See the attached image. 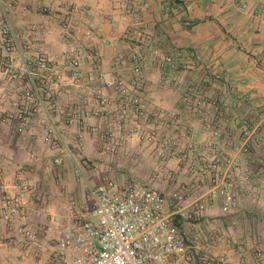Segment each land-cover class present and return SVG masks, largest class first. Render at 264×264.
<instances>
[{
	"label": "crops",
	"instance_id": "crops-1",
	"mask_svg": "<svg viewBox=\"0 0 264 264\" xmlns=\"http://www.w3.org/2000/svg\"><path fill=\"white\" fill-rule=\"evenodd\" d=\"M73 6L79 7L74 38L82 45L85 68L91 67L93 59L105 76L130 73L128 59L133 52L141 51L143 82L130 92L149 106L150 113L130 111L126 119L118 120L119 112L106 107L91 118V123L103 130L108 123L115 126L120 142L117 156L111 160L105 157V145L98 136L91 131L79 136L76 123L67 128L65 137L70 154L61 155L60 163H54L56 152L40 133L18 135L2 125L0 171L6 180L24 175L39 182L47 196L45 224L48 238L52 239L58 236L71 210L82 211L88 183L96 184L103 176L116 181L127 180L111 173L124 155L131 158L133 165L138 164L128 169L131 176H138V166H152L148 155L150 149L157 148L146 140L141 143L138 137L145 138L154 111L185 113L183 130L196 139L199 153L205 156L210 155L203 148V143L211 139L208 123L223 121L238 137L237 121L247 117L258 124L252 135V147L240 154L238 162L240 174L249 176L248 184L237 191L232 207L226 206L222 197L208 200L200 190L197 199L207 204L206 209L196 219H181L178 226L180 231L196 235V250L200 252L225 253L233 264H258L253 250L256 246L264 250V0H13L8 12L14 29L22 33L27 25H37L39 41L53 58L56 57L54 69L59 76L64 72L58 57L64 46L59 37V21ZM139 22L151 33L150 43L138 40ZM154 53L158 55L156 59ZM190 54H196L193 67H181V62ZM165 55L173 56V65L162 64ZM61 77L57 96L61 106L68 107L69 99L77 90L65 76ZM3 84L0 75V86ZM192 85H196V100L202 101L205 120L183 102L185 90ZM96 88L120 102L118 91L103 87L99 82L89 84L84 93L90 96ZM3 103L0 91V105ZM36 124L32 126L33 132L38 129ZM140 125L145 128L144 133L138 131ZM160 130L171 134L176 131L170 123L162 124ZM232 151L229 145L225 154L230 156ZM141 153L145 154L143 161L138 156ZM69 158L78 167L80 164L88 175L84 192L72 191L67 183H59V175L63 176L64 172L59 174L55 166ZM163 164L160 162L165 171ZM89 165L94 168L88 169ZM173 166L177 167L174 162ZM189 178L185 174L182 181L188 183ZM160 181L159 184L151 177L143 179L168 195L180 184V181L173 183L176 185L170 190L169 182L173 179L170 180L168 174ZM168 197L167 207L171 211L175 205ZM72 200L74 206L70 204ZM217 228L224 232L228 242L212 245L206 240V235ZM0 233L1 244L6 241L2 224Z\"/></svg>",
	"mask_w": 264,
	"mask_h": 264
},
{
	"label": "built area",
	"instance_id": "built-area-1",
	"mask_svg": "<svg viewBox=\"0 0 264 264\" xmlns=\"http://www.w3.org/2000/svg\"><path fill=\"white\" fill-rule=\"evenodd\" d=\"M12 6L13 0H0V75L4 80L0 91L5 101L0 105V127L7 125L18 135L40 133L56 152L54 163L61 162V155L70 154L65 136L71 123L77 124L79 136L91 131L105 150L114 152L119 144L115 126L108 123L103 130L91 123V118L106 107L119 112L118 120L126 119L130 111L150 113L149 106L130 92L143 82L141 51L130 55V73L105 76L93 59L91 67L85 68L82 45L74 38L79 7L73 6L59 21V37L64 42L58 55L64 72L59 76L54 69L56 57L39 41L37 25H27L22 33L14 29L8 12ZM138 24V40L150 43L151 33L143 23ZM157 56L154 53L153 58ZM195 61L196 54H190L181 67H193ZM162 64L173 65V56L165 55ZM61 76L77 90L68 107H62L57 96ZM93 82L118 91L120 102L105 96L100 88L86 95L85 89ZM183 102L205 120L202 101L196 100V85L185 90ZM152 115V127L149 125L145 138L151 143L162 139L160 154L174 153L172 160L178 170L191 177L188 183H180L169 195L137 180L106 177L88 183L82 211L71 210L58 236L50 239L45 224L47 196L39 182L24 175L7 181L0 171V224L6 235L0 244V264H233L225 253L196 250V235L180 231L178 222L196 219L206 209L207 204L197 199L200 190L208 200L222 197L226 206L235 204L237 191L249 182L247 174H240L239 156L252 147L258 124L247 117L238 119L240 132L235 137L225 122L208 123L211 139L203 148L210 155L205 156L199 153L196 139L183 130L185 113L154 111ZM34 122L38 126L35 132ZM165 123L176 130L165 134L166 138L160 133ZM229 145L233 149L230 156L225 154ZM262 174L264 192V165ZM168 196L175 205L171 211ZM206 240L212 245L229 241L219 228L209 232ZM253 255L258 264H264L263 249L256 246Z\"/></svg>",
	"mask_w": 264,
	"mask_h": 264
},
{
	"label": "rangeland",
	"instance_id": "rangeland-1",
	"mask_svg": "<svg viewBox=\"0 0 264 264\" xmlns=\"http://www.w3.org/2000/svg\"><path fill=\"white\" fill-rule=\"evenodd\" d=\"M142 129H143V131H142ZM144 129L145 128H143V125H140V129L138 131L144 133ZM160 133L163 134V137H165V134H168V132H160ZM169 134H171V133H169ZM116 139L118 140V142H120V140L117 137H116ZM110 140L111 139H108L105 141L106 145L110 144V142H109ZM138 140L141 141V143H144L145 140L148 142V140L146 138L138 137ZM99 141H100V139H99ZM156 141H157L156 143H154V141H152V145H153L152 147L155 146V147H157V149L151 150L149 148L150 153L148 155V158H150V160H152V163H153L152 166L147 167V166L143 165V166L136 167V171L138 173L137 177L131 176L132 174L129 175L130 170H128V169L131 168V166H137L138 164L133 165L132 160L128 155L123 156L121 162L117 166V169L112 170L111 173H113L114 175L117 174V177H122L123 179H127V180L132 179V180H137V181H141V182H143V179H145L147 177L148 178L151 177L154 180L158 181L159 184L161 183L160 180L162 179V177H164L165 174H168L169 179L170 180L173 179V181H171V183L169 182L170 190L172 188H174L176 185L173 183H176L177 181H180V183H182L183 182L182 179L185 176V174L179 173L180 171L178 170V168L173 166L172 156L174 155V153H167L165 155H161L159 149L161 148L162 139H159ZM149 144H150V142H149ZM117 148L114 152L106 150L105 151V157L109 158L110 160L113 159L114 157H116L117 156V152H116ZM138 156L141 157L142 161L145 158V154H142V153ZM160 162H164L163 167L165 168V171L161 169ZM61 168H62V170H61ZM92 168H94V166H90V165L88 166V169L92 170ZM56 170L59 174L62 171L64 172L63 176L61 174L59 175V183L60 184L67 183L68 184L67 186L72 191L73 190L76 191L79 189L80 192H84V190L86 189L87 181H88V175L80 164L78 167L73 161H71L70 158L64 159V162L62 165H56L55 166V171ZM177 171H179V172H177ZM99 172H101V171H99ZM131 173H134V172L131 171ZM173 176H174V178H173ZM101 178L104 179L106 177L103 176ZM107 178H110V177L107 176Z\"/></svg>",
	"mask_w": 264,
	"mask_h": 264
}]
</instances>
